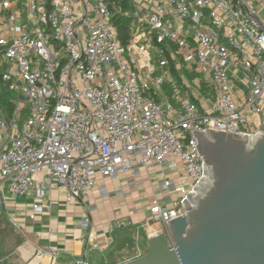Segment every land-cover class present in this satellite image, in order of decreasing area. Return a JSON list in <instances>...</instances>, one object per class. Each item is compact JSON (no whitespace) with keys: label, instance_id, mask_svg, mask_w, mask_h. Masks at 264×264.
Segmentation results:
<instances>
[{"label":"built area","instance_id":"2783aa9c","mask_svg":"<svg viewBox=\"0 0 264 264\" xmlns=\"http://www.w3.org/2000/svg\"><path fill=\"white\" fill-rule=\"evenodd\" d=\"M129 6L123 43L116 0H0V80L20 95L10 118L0 107V195L41 199L43 173L70 203L102 179L161 171L165 193L148 220L170 241L166 222L184 213L180 201L202 175L192 130L264 131V30L253 17L264 24V0ZM132 222L116 217L112 229Z\"/></svg>","mask_w":264,"mask_h":264},{"label":"water","instance_id":"95a60500","mask_svg":"<svg viewBox=\"0 0 264 264\" xmlns=\"http://www.w3.org/2000/svg\"><path fill=\"white\" fill-rule=\"evenodd\" d=\"M192 134L202 175L180 201L184 213L166 222L171 243L157 233L119 264H264V131Z\"/></svg>","mask_w":264,"mask_h":264},{"label":"crops","instance_id":"0c3cea01","mask_svg":"<svg viewBox=\"0 0 264 264\" xmlns=\"http://www.w3.org/2000/svg\"><path fill=\"white\" fill-rule=\"evenodd\" d=\"M159 178L149 179L140 170L102 179L90 195L70 203L65 191L43 173L35 175L43 185L41 199L37 192L14 197L6 190L0 195V264H119L144 254L148 239L161 228L158 221L148 220L151 199L164 195ZM34 203L40 210L31 219ZM84 217L89 219L86 227ZM116 217L130 218L132 225L112 229ZM47 247L56 253L43 250Z\"/></svg>","mask_w":264,"mask_h":264},{"label":"trees","instance_id":"16d2710c","mask_svg":"<svg viewBox=\"0 0 264 264\" xmlns=\"http://www.w3.org/2000/svg\"><path fill=\"white\" fill-rule=\"evenodd\" d=\"M116 6L119 10L112 12V23L116 26L119 37L123 43H127L130 33L131 18L124 16L126 11H130L129 0H116ZM14 96L8 91L5 85L0 80V107L3 115L9 118L13 111ZM119 249L114 252L116 255Z\"/></svg>","mask_w":264,"mask_h":264},{"label":"rangeland","instance_id":"374dc122","mask_svg":"<svg viewBox=\"0 0 264 264\" xmlns=\"http://www.w3.org/2000/svg\"><path fill=\"white\" fill-rule=\"evenodd\" d=\"M262 13H264V11H262ZM262 13H260V15H262ZM263 17H264V15H263ZM262 17V18H263ZM24 19H26V17H24ZM264 19V18H263ZM152 55L154 56V53H152ZM155 63H157L156 62V60L154 59L153 60ZM180 72H184L183 70H181ZM179 74H173V78L176 80V81H178V82H180V79H179V76H178ZM187 75H188V78L189 79H192V78H194L195 76H197L198 74H196V73H187ZM7 89V88H6ZM12 93V92H11ZM162 93L164 94V91H162ZM13 94V96H14V106H13V109L16 107V105H17V103H18V99H19V94L18 93H12ZM201 95H204V96H207V90L206 89H204L202 92H201ZM171 102H172V104L176 107V108H178L180 105H179V103L176 101V99H171ZM26 114H27V108H25L21 113H19L18 114V116H17V119L19 120V121H21L25 116H26ZM10 118V117H9ZM155 175H156V177H158V176H160V178H159V180H161V178H162V176L161 175H158V173H155ZM154 175V176H155ZM142 178V177H141ZM143 179V178H142ZM155 179V178H154ZM144 181V180H143ZM163 191V190H162ZM163 193H165V191H163ZM151 223H154V224H157V225H159V223H157V222H151Z\"/></svg>","mask_w":264,"mask_h":264}]
</instances>
